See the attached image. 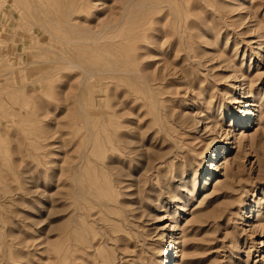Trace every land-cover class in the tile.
<instances>
[{"label":"rangeland","instance_id":"obj_1","mask_svg":"<svg viewBox=\"0 0 264 264\" xmlns=\"http://www.w3.org/2000/svg\"><path fill=\"white\" fill-rule=\"evenodd\" d=\"M0 124V264H264V0H0Z\"/></svg>","mask_w":264,"mask_h":264},{"label":"bare ground","instance_id":"obj_2","mask_svg":"<svg viewBox=\"0 0 264 264\" xmlns=\"http://www.w3.org/2000/svg\"><path fill=\"white\" fill-rule=\"evenodd\" d=\"M231 12V11H230ZM201 14V13H200ZM176 19H178L176 17ZM181 19V18H179ZM175 20V18H174ZM174 20H171V21H168L167 18L165 17H160V18H155V21H154V24H153V27L151 28L152 32L154 33L153 35H151L150 39L151 41L148 42L149 44H145V45H142L143 46V56H144V60L143 61H146L147 58L149 57V54H151V56L153 55V59L155 58H158L160 55H165V51L163 49H166L169 48L172 49V55H173V58L175 59L174 63L171 65V69L173 70H176V65L177 64H181V63H184V62H187V61H191V60H197V63L199 64V66L201 67V62L205 59L202 57V59L200 58L199 55H196V54H191L194 51H198L200 49H203V50H200V51H204L206 50V47L204 45L203 48L200 47H194L192 43H190V41H194L193 43H196V39H201V38H204V36H206V33L204 30L205 28V24L204 22H201L198 18H194V19H191V20H188L187 18L183 21V23L181 24V21L180 20H177V21H180V22H176ZM161 26V27H160ZM204 29V30H203ZM210 30V29H209ZM212 30V29H211ZM216 30V29H214ZM147 31V30H146ZM209 32V31H208ZM213 32V31H212ZM215 33V32H214ZM218 33V32H217ZM146 35V34H145ZM215 35V34H214ZM217 35V34H216ZM218 37V35H217ZM162 38L166 39V41H163L160 43V41L162 40ZM212 39V38H211ZM214 39V38H213ZM212 41L210 40L209 43H212L213 44V40ZM196 40V41H195ZM208 40H206L207 42ZM144 42H146V38L144 40ZM203 44L206 45V43L203 41L202 42ZM208 43V44H209ZM154 44H156L154 46ZM160 45V46H159ZM158 46L160 47V49H158ZM150 47V48H149ZM208 47V46H207ZM164 51V52H163ZM142 52V51H141ZM215 52V51H214ZM212 53V52H211ZM216 55V53H215ZM205 56V55H204ZM214 57V56H213ZM218 58V54L216 56ZM150 57V60L152 59ZM216 58V59H217ZM221 58V57H220ZM146 59V60H145ZM215 59V57H214ZM202 60V61H201ZM207 60H208V57H207ZM211 60V59H210ZM213 60V58H212ZM224 60V59H223ZM154 62H147V63H141V65L143 64V74H141V78L144 80V83L150 87V92H154L155 89L154 87L157 86V85H162L161 82H163L164 77L163 74H158V72L156 71H159L157 70V68L155 69L156 71L154 72V74H151L149 75L147 71H149L150 67L154 66L155 64H161L163 62V64H166V66L168 65V60L167 58H163V60L159 61V60H153ZM206 61V60H204ZM226 61V60H225ZM210 62V61H208ZM207 63V61H206ZM156 65L154 67H156ZM190 65V64H189ZM159 66V65H158ZM157 66V67H158ZM198 66V67H199ZM164 67V66H163ZM199 67V68H200ZM232 67V66H231ZM149 69V70H148ZM154 70V68H153ZM15 71V70H14ZM161 71V70H160ZM13 72V71H12ZM183 72V71H182ZM14 73V72H13ZM140 74V73H139ZM183 74V73H182ZM165 75V74H164ZM189 75V73H188ZM243 86V85H242ZM242 86L240 88H242ZM112 89V88H111ZM139 89V88H138ZM241 90V89H240ZM113 92V91H112ZM134 96V95H133ZM244 96V95H243ZM158 100V99H157ZM241 101H237L236 104H240ZM235 104V103H234ZM12 105V104H11ZM156 112V111H155ZM166 112V111H165ZM244 118H250L252 116V112L251 110L247 109L244 111ZM159 114V113H158ZM196 124V123H195ZM1 125V124H0ZM242 126H245L246 124H241ZM125 136V135H124ZM220 140H215V144L213 146V148H215L218 144ZM229 143V142H228ZM173 151V150H172ZM214 155H213V158H212V161L213 159L215 158V156L217 155L218 151L215 149L214 151ZM212 156V155H211ZM163 162V161H162ZM110 164V162H109ZM204 167V166H203ZM207 169V167L205 166V168L203 169V171L205 172ZM115 171V170H114ZM118 175V174H117ZM68 199V198H67ZM70 212V211H69ZM98 214V213H97ZM71 219V218H70ZM168 236V235H167ZM169 237V236H168ZM170 239V249H166L164 251V259H163V262L162 264H168L169 263V256L171 255V253L169 251H172L173 249H175L174 247L177 244L176 242V238H174L173 235H171L169 237ZM169 242V241H168ZM167 243V242H166ZM177 249V248H176ZM176 251V250H175ZM174 251V252H175Z\"/></svg>","mask_w":264,"mask_h":264}]
</instances>
